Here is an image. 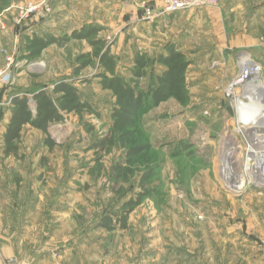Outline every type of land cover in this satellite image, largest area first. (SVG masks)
<instances>
[{
  "label": "rangeland",
  "instance_id": "obj_1",
  "mask_svg": "<svg viewBox=\"0 0 264 264\" xmlns=\"http://www.w3.org/2000/svg\"><path fill=\"white\" fill-rule=\"evenodd\" d=\"M27 1L30 0H11L4 11L10 5L14 8L3 11L2 17L6 20L8 15L12 20L17 15L15 5ZM143 5L148 6L150 2ZM9 20L5 21V29L0 28V89L17 88L30 94L35 88L49 89L56 81L66 79L93 104L100 117L83 116L93 125L92 134H87L73 115L63 123L51 125L49 134L56 143L52 149L44 144L43 133L26 129L21 134V158H0V254L3 258L15 259L16 253L22 252L24 258L35 259L38 254L32 252L45 248L46 257L48 250L53 252L51 264H246L232 245L239 240L236 230L240 229V198L249 192L264 190V186L252 187L253 170L250 169L254 152L264 153L261 150L264 130L254 126L248 130V139H255L260 145L250 147L253 153L249 158L250 173L245 174L248 168L244 161L249 154L247 135L235 130L234 109L224 94V109L200 104L191 111L188 104L182 105L174 99L150 106L142 115L141 124L162 160L153 182L159 194L144 198L130 213L126 229L98 228L101 216L119 213L122 201L141 191L137 178L126 183L119 195L110 188L113 166L122 158L123 150L116 148L106 155L98 172L94 153L88 149L92 137L102 135L110 124L113 98L99 88L93 77L98 71L96 64L79 75L73 74L77 55L90 50L87 41L71 40L64 47L53 44L39 56L26 59L25 43L30 36L44 32L63 35L70 31L62 28V24L51 30V26H45L44 19L36 20L41 26L29 31L27 25L16 27ZM99 36L111 43L118 72L127 77L131 68L130 50L117 44L119 39L113 32L106 31ZM154 49L155 46L149 47L148 53L152 54ZM235 65L237 72L236 61ZM263 74L261 67L260 79L264 84ZM218 102L219 98L217 105ZM227 137H232L237 146L231 152L232 166L241 173L244 171L245 176L239 177V183L245 186L247 181L242 190L236 185L238 179L233 178L234 174L226 176L221 168L229 146ZM178 142L184 143L186 149L173 157L171 148ZM8 214L15 218L20 215L21 220H8ZM67 246L81 253L64 258L59 252Z\"/></svg>",
  "mask_w": 264,
  "mask_h": 264
},
{
  "label": "trees",
  "instance_id": "obj_2",
  "mask_svg": "<svg viewBox=\"0 0 264 264\" xmlns=\"http://www.w3.org/2000/svg\"><path fill=\"white\" fill-rule=\"evenodd\" d=\"M10 3L11 0H0V13ZM103 29L101 25L90 23L63 35L51 32L34 34L25 43L24 57L33 59L52 44L64 47L71 40L87 41L90 50L77 55L73 74L79 75L85 68L96 64L98 71L93 77L97 79L99 88L108 91L113 98L109 111L110 124L102 135L92 137L88 149L94 153L98 172L106 155L116 148L123 150L122 158L113 166L110 188L119 195L124 192L126 183L137 178V187L141 190L136 196L122 201L119 213L100 217L96 226L113 231L126 229L130 213L144 198L159 194L153 182L157 179L162 160L148 137V131L141 124V117L150 106L169 99L182 105L188 104L190 96L186 72L190 60L174 44H167L163 51L155 55L138 49L132 54L131 68L126 77L118 72L117 57L111 51V43L99 36ZM29 93L15 94L8 103L9 117L2 134L4 156L21 158L19 147L26 125L45 135L43 142L49 149L56 145L49 134V127L63 123L69 115L78 119L87 134L93 133V125L83 116L87 114L99 118L100 112L73 82L62 79L49 89L38 87ZM3 111L4 108L0 109V118ZM185 149L184 143L178 142L172 145L170 155L180 156Z\"/></svg>",
  "mask_w": 264,
  "mask_h": 264
},
{
  "label": "crops",
  "instance_id": "obj_3",
  "mask_svg": "<svg viewBox=\"0 0 264 264\" xmlns=\"http://www.w3.org/2000/svg\"><path fill=\"white\" fill-rule=\"evenodd\" d=\"M145 2H150L153 8L159 7L158 0H51L53 10L44 19V24L51 26V30L57 24H62L60 26L70 32L84 24L101 25L104 29L100 34L113 32L119 39L117 44L125 45L130 50V60L138 49L148 51L149 47L155 46L152 50L154 52L149 53L155 55L163 51L167 44H174L190 60L186 84L190 96L187 108L191 111L196 110L200 104H209L212 109L226 107L222 86L236 73L235 61L240 55L252 56L261 63L264 73V47L260 45V37L264 35V0H218L214 7L183 9L151 20L142 17L140 6ZM9 8L14 6L10 5ZM5 18L9 20L8 15ZM9 22L16 26L11 19ZM24 25L28 26L29 31L41 26L33 19L25 20L18 27ZM21 93L17 88L0 89V98L10 99ZM233 109L236 116V107ZM8 117L9 108L6 106L0 118L1 159L11 157L2 153V134ZM29 128L37 130L26 125L23 131ZM8 191L5 190V193ZM19 216L15 218L8 214L7 218L18 222L21 220ZM236 231L239 240L232 246L240 253V259L246 264H264V190L249 192L240 198V229ZM71 246L61 250L60 255L67 258L81 253ZM46 251L45 248L35 249L32 254L41 256L37 255L30 260L18 252L13 260L19 264H48L53 252L48 250L46 257ZM92 254L95 255V251ZM2 258L0 254V260Z\"/></svg>",
  "mask_w": 264,
  "mask_h": 264
},
{
  "label": "built area",
  "instance_id": "obj_4",
  "mask_svg": "<svg viewBox=\"0 0 264 264\" xmlns=\"http://www.w3.org/2000/svg\"><path fill=\"white\" fill-rule=\"evenodd\" d=\"M159 7L154 8L150 5H143V18L151 20L152 18L161 16L163 14L177 12L183 9H200L203 7H214L217 5L218 0H158ZM17 15L12 19L14 25H20L24 20L27 19H45L52 12L51 0H30L22 5L15 6ZM157 9V10H156ZM0 13V28L5 29L6 23ZM260 45L264 47V37L260 39ZM9 60L12 58L9 57ZM237 72L230 78V80L223 87V94L229 100V106L233 109L235 106L236 99H240L245 102H256L261 104V111L264 112V84L260 79L261 63L256 61L250 55H241L237 59ZM8 101L4 102L0 100V109L8 105ZM208 113V111H205ZM257 119V118H256ZM255 119V120H256ZM235 130L241 133H246L247 141L249 144L246 146L247 157L245 158L244 164L246 168H249V158L253 154L250 147H259V143L256 144L255 139L249 140L248 133L249 129L254 126V121L247 124H242L237 121V117H234ZM255 132V130H254ZM257 132V131H256ZM259 133V132H257ZM262 133V132H261ZM260 134V133H259ZM257 135V134H255ZM255 138V137H254ZM264 144V141L261 142ZM258 149V148H257ZM253 176L252 187L264 186V180L262 179L261 173L258 169H253L251 172ZM255 178V179H254ZM256 180V181H255ZM263 180V181H262ZM257 182V185H255ZM247 181L244 182V188L246 187ZM201 218V217H200ZM264 248V247H263ZM0 264H19L11 258H2Z\"/></svg>",
  "mask_w": 264,
  "mask_h": 264
},
{
  "label": "bare ground",
  "instance_id": "obj_5",
  "mask_svg": "<svg viewBox=\"0 0 264 264\" xmlns=\"http://www.w3.org/2000/svg\"><path fill=\"white\" fill-rule=\"evenodd\" d=\"M263 84V83H262ZM254 127H257L258 129H263L264 130V112L261 111V113L258 115L257 119L254 121ZM263 138V136H262ZM227 140L229 142V146H228V150L226 151V156L223 155L225 158L223 161V164H221V168H223V174L228 176V175H233L239 177H244V171H242V173L237 170H234L235 168L232 166V151L235 150V148L237 147L234 140L232 139V137H227ZM227 149V148H226ZM261 150L264 151V145L261 146ZM252 151V150H251ZM225 153V151H224ZM254 157H252V161H253V165L250 169H258L259 172L261 173L262 179L264 180V153H261L260 155L258 154V152H254ZM258 154V155H257ZM249 168L247 170H245V174L246 173H250ZM228 180V179H227ZM240 180V179H239ZM262 180V181H263ZM241 182V181H240Z\"/></svg>",
  "mask_w": 264,
  "mask_h": 264
},
{
  "label": "water",
  "instance_id": "obj_6",
  "mask_svg": "<svg viewBox=\"0 0 264 264\" xmlns=\"http://www.w3.org/2000/svg\"><path fill=\"white\" fill-rule=\"evenodd\" d=\"M235 107L237 112V121L242 124H247L255 121V119L258 117V115L261 113V104L256 102H245L240 99H236L235 101ZM255 132L262 131L263 129H254ZM259 131V132H260ZM235 178L234 180L237 182V186L240 187V190L244 188L243 184L239 183V178L233 176ZM233 180L232 178H230Z\"/></svg>",
  "mask_w": 264,
  "mask_h": 264
}]
</instances>
